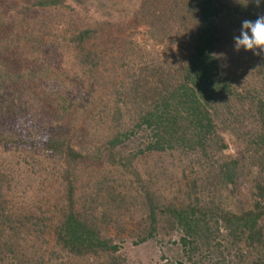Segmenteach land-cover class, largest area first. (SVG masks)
<instances>
[{
    "label": "trees",
    "instance_id": "16d2710c",
    "mask_svg": "<svg viewBox=\"0 0 264 264\" xmlns=\"http://www.w3.org/2000/svg\"><path fill=\"white\" fill-rule=\"evenodd\" d=\"M68 1L0 0V264H128L123 234L264 264V54L233 46L264 4L138 0L101 23ZM28 180L56 192L26 202Z\"/></svg>",
    "mask_w": 264,
    "mask_h": 264
},
{
    "label": "rangeland",
    "instance_id": "374dc122",
    "mask_svg": "<svg viewBox=\"0 0 264 264\" xmlns=\"http://www.w3.org/2000/svg\"><path fill=\"white\" fill-rule=\"evenodd\" d=\"M115 3V4H114ZM138 0H111L110 3L107 4V7L101 10H96V8H82V7H75L74 2L72 0L68 1L64 6L65 11L70 12L71 7L74 6V11L76 12L77 16L87 18L86 20L90 21H100L102 22H111V23H118L120 20H126L127 16L131 14V11L136 7ZM71 5V6H69ZM73 8V7H72ZM73 11V10H72ZM109 13V16L107 15ZM60 50V49H59ZM59 50L53 51V54L57 55ZM59 60L67 62L68 58L64 53L60 52ZM47 64V62H46ZM49 64V63H48ZM51 64V63H50ZM49 64V65H50ZM35 85V83H34ZM26 96H29L28 94ZM36 109H34V112ZM34 112L31 114L34 116ZM43 122V121H42ZM49 128L44 130L45 133H50L52 129V125H48ZM127 150H130L134 147L133 144H127ZM230 153H233V149L230 148ZM43 157L41 153L36 154V156ZM9 154H3L2 158L6 159L9 158ZM256 172V171H254ZM30 184V187L26 189L27 196L26 202L30 201H37V203H42L50 196L51 192H56V188L53 185L52 187H47L46 184H43L41 181H34L28 180L25 183ZM23 185L26 187V185ZM48 185L52 184V182H47ZM42 192H41V191ZM22 192L19 193V195ZM48 194V195H47ZM44 198V199H43ZM25 199V198H24ZM246 200L245 198H241ZM230 202V201H229ZM112 238L115 239V233H112ZM178 237H173L172 241L164 240L158 238L156 240L149 241L145 244L134 246L129 239L127 234H123L119 237L117 244L120 245L121 253L125 256L128 264H159L161 262V258L165 257L168 260L172 261H181L183 264H188L186 262V258L184 256L183 250L178 243Z\"/></svg>",
    "mask_w": 264,
    "mask_h": 264
},
{
    "label": "clouds",
    "instance_id": "9594fccd",
    "mask_svg": "<svg viewBox=\"0 0 264 264\" xmlns=\"http://www.w3.org/2000/svg\"><path fill=\"white\" fill-rule=\"evenodd\" d=\"M255 3L259 6L264 4V0H255ZM233 46L237 52L264 54V15L257 16L255 20H242L238 34L233 36Z\"/></svg>",
    "mask_w": 264,
    "mask_h": 264
}]
</instances>
